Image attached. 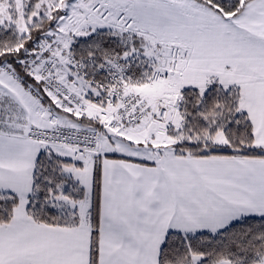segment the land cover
<instances>
[{
  "label": "snow or ice",
  "instance_id": "obj_1",
  "mask_svg": "<svg viewBox=\"0 0 264 264\" xmlns=\"http://www.w3.org/2000/svg\"><path fill=\"white\" fill-rule=\"evenodd\" d=\"M0 264H264V0H0Z\"/></svg>",
  "mask_w": 264,
  "mask_h": 264
}]
</instances>
